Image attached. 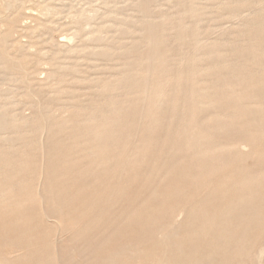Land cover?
<instances>
[{
	"label": "rangeland",
	"instance_id": "1",
	"mask_svg": "<svg viewBox=\"0 0 264 264\" xmlns=\"http://www.w3.org/2000/svg\"><path fill=\"white\" fill-rule=\"evenodd\" d=\"M1 47L0 264H264V0H0Z\"/></svg>",
	"mask_w": 264,
	"mask_h": 264
},
{
	"label": "bare ground",
	"instance_id": "2",
	"mask_svg": "<svg viewBox=\"0 0 264 264\" xmlns=\"http://www.w3.org/2000/svg\"><path fill=\"white\" fill-rule=\"evenodd\" d=\"M13 6H16L15 5V1H10V2H6V4H5V7L6 8H12ZM53 9V10H52ZM53 11V13H54V8H51V9H49V13L50 12H52ZM56 8H55V13H56ZM43 13H45V12H43ZM58 13V12H57ZM84 13V12H83ZM82 13V14H83ZM47 14V13H46ZM81 14V13H80ZM87 14V13H86ZM93 14V13H92ZM91 14V15H92ZM48 15V14H47ZM80 16V15H79ZM77 17V16H76ZM84 17V16H83ZM90 17V16H89ZM77 18H80V19H84V18H82V17H77ZM91 18V17H90ZM86 19V18H85ZM84 19V20H85ZM79 21H81V20H79ZM91 21V20H90ZM89 21V22H90ZM86 22V21H85ZM88 23V22H87ZM150 23H152V22H150ZM94 27V26H93ZM150 29V28H149ZM152 30V29H151ZM10 31H11V29H8L4 34H5V37H4V40H6V38H7V36H8V34L10 33ZM155 32V31H154ZM95 35H96V33H95ZM100 35V34H99ZM147 35V34H146ZM97 37L99 38V36L97 35ZM95 38V37H94ZM100 38H102V36H100ZM99 38V39H100ZM3 39V38H2ZM154 39V38H153ZM154 41V40H153ZM1 42H3V40L1 41ZM152 43V42H151ZM150 43V44H151ZM154 43V42H153ZM202 43V42H201ZM201 43L199 44V45H201ZM67 46V45H66ZM68 47V46H67ZM76 49V48H75ZM139 49V48H138ZM72 51H73V49H72ZM75 52V51H74ZM93 51L91 50L90 51V53H92ZM104 53H105V51H103ZM153 52V51H152ZM42 53V52H41ZM94 54V53H93ZM100 54V53H99ZM106 54H107V52H106ZM7 56H5V54L3 53V47H1L0 48V57H1V60L3 61V56H4V58L6 59V62H8V63H10V64H12V65H20V64H22L19 60H17L16 58H13V57H11L10 55H8V53L6 54ZM105 55V54H104ZM108 56H109V54H108ZM151 56V55H150ZM106 57H107V55H106ZM150 61V60H149ZM5 62V63H6ZM151 62V61H150ZM7 63V64H8ZM182 64V63H181ZM151 65V64H150ZM149 65V66H150ZM190 66V65H189ZM11 68V67H10ZM13 68H15V67H13ZM151 68V67H150ZM77 71V70H76ZM151 73V72H150ZM149 75V74H148ZM33 79V78H32ZM243 79V78H242ZM149 83V82H148ZM34 87V86H33ZM147 91V90H146ZM190 92V91H189ZM41 110V109H40ZM7 111H8V109H7ZM8 113V112H7ZM8 115V114H7ZM17 115V114H16ZM12 116H14V115H12ZM5 117H6V115H5ZM11 117V116H10ZM18 120V119H17ZM1 121V123H2V120H0ZM16 121V120H15ZM0 123V124H1ZM3 124V123H2ZM8 124L10 125L11 123H9L8 122ZM9 125L8 126H6V127H9ZM141 128V127H140ZM5 129V128H4ZM10 131V130H9ZM1 133V132H0ZM2 133H3V130H2ZM5 136V135H4ZM7 137V136H6ZM254 138V137H253ZM207 144H208V142H207ZM244 156V155H243ZM241 157V156H240ZM239 158V157H238ZM240 160V159H239ZM12 161V160H11ZM227 162H229V161H227ZM236 162H237V160H236ZM242 172V171H241ZM264 172V171H263ZM228 180V179H227ZM263 180V179H262ZM260 185V184H259ZM261 186V185H260ZM259 186V187H260ZM253 190V189H252ZM255 191V190H254ZM257 191V190H256ZM252 193V192H251ZM13 198V197H12ZM1 200V199H0ZM4 200V199H3ZM237 200V199H236ZM230 202V201H229ZM263 218H264V216H263ZM60 225V224H59ZM34 235V234H33ZM57 241V240H56Z\"/></svg>",
	"mask_w": 264,
	"mask_h": 264
}]
</instances>
